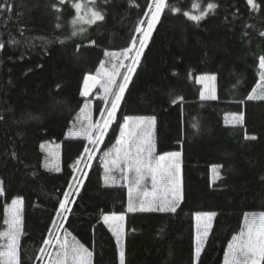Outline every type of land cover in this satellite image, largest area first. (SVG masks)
I'll list each match as a JSON object with an SVG mask.
<instances>
[{"label": "trees", "instance_id": "16d2710c", "mask_svg": "<svg viewBox=\"0 0 264 264\" xmlns=\"http://www.w3.org/2000/svg\"><path fill=\"white\" fill-rule=\"evenodd\" d=\"M8 3L11 10L0 11V251L7 206L20 198L21 264H43L51 245L43 241H52L60 227L70 245L74 237L93 253L90 264H119L120 245L103 221L113 213L125 214V264H223L245 217L264 212V99H247L260 80L264 0H255L257 10L247 0H166L180 11L165 7L161 13L92 159L84 151L92 144L68 135L93 97L81 95L84 79L98 73L108 51L128 49L133 37L139 42L142 33L135 29L147 25L144 13L152 0ZM208 3L217 7L208 10ZM75 4L81 5L79 11ZM93 11L104 19L90 23ZM201 11L207 15L198 22L183 14ZM126 71L127 65L106 101L94 100L96 118L111 108ZM199 74L216 75V99L201 97ZM230 113L242 114L243 121L228 123ZM125 117H155L149 130L152 162L181 152L182 200L176 212L128 211L130 199L137 209L146 201L150 175L139 186L125 178L105 183L104 153L116 144ZM135 129L133 119L127 131ZM44 141L61 145L59 169L44 165ZM213 166H219L214 180ZM133 175L126 166L124 177ZM73 177L82 180L78 193ZM65 191L73 193L72 211L62 220L56 211ZM199 212L215 215L197 262ZM41 247L43 261L36 259Z\"/></svg>", "mask_w": 264, "mask_h": 264}, {"label": "snow or ice", "instance_id": "6c2138e0", "mask_svg": "<svg viewBox=\"0 0 264 264\" xmlns=\"http://www.w3.org/2000/svg\"><path fill=\"white\" fill-rule=\"evenodd\" d=\"M60 4L64 3V0H59ZM247 3L252 7V9L257 10L259 5L255 3V0H247ZM53 7L59 11L57 5H53ZM74 7L79 11L81 5L75 4ZM165 7H169L170 11L179 12L180 9L178 7L169 6L166 4V0H152V3L148 5V12L144 13L145 16H148L146 21L147 27H136L135 32L142 33L139 37V48H136L137 38L133 37L132 39V47L125 49L122 55L127 57L128 53L135 49V56L132 58L131 65L128 66V74L123 77V83L118 85V92L113 93L115 99L112 101L111 109L107 113V118L104 120L103 125H93L89 123L88 129H85V133L92 129L93 127L99 128V135L96 136L94 140H91L93 144H98L102 140L105 130L112 123L113 119L116 116V110L119 106V103L123 97L125 88L129 80L131 79V74L135 71V66L139 62L140 56L147 45L150 37L152 36L153 30L155 26L159 23L161 13L165 9ZM193 7H198V5H193ZM217 7L214 3H208L207 9L213 10ZM11 10V5L8 3V0H3V3H0V11ZM186 17L193 21H200L204 16L207 15V12L201 11L200 15H191L189 12L183 13ZM93 20H90V23H94L95 20H103L104 16L98 11L92 12ZM145 21H139L140 25H143ZM80 31H83L81 29ZM74 36L77 34L76 31L72 33ZM260 35L264 36V32H261ZM91 43H95L92 41ZM3 45H0L2 48ZM115 55V54H111ZM259 68L260 79L264 82V55H260L259 58ZM211 79H215V77H211ZM92 81V84L89 82ZM114 82L113 77H109V80L106 85H104L105 93H109L111 91V86ZM95 80L91 76H86L84 79V90L81 92L82 96H87L89 90L92 86H94ZM261 88V91L264 92V83L258 85ZM253 94H250L247 99H264V94L256 95V88L252 90ZM202 98H205L202 96ZM211 99H216L213 95L209 97ZM176 101L173 100V103ZM83 111V109L81 110ZM103 115V114H102ZM2 119V117H0ZM135 119L136 121V129L132 131H127L128 122ZM237 122H242L243 117L237 116ZM155 123V117H125L124 123L120 126V139L116 141V144L120 147L116 149L117 156L112 160L113 165H126L127 172L130 174H134L133 176H125V179H131L132 183H135L137 186L145 179L146 176L151 175L153 186H155L157 181V170L159 165L153 167V159H154V151L155 145L151 139V132L149 131ZM193 128H197L196 124L192 125ZM251 139H255V137H251ZM127 145V148L124 147ZM86 153H89L88 158L92 159V155L89 152V149L85 148ZM168 158H170L171 163L168 165L166 172L161 173V177L166 184L169 186V190L171 192L170 197L166 198L162 203H156L155 201H145L142 202L140 207L137 209L133 206L131 199L128 204V211H142V212H171L174 213L177 210V207L180 204L182 199L181 192V182H180V152H170L166 154ZM110 156V153H105V157ZM165 156H160L159 160H164ZM77 163H80L78 160ZM219 166H213L214 173L217 174V168ZM112 169L109 168L108 171ZM121 171H124L121 168ZM86 176L87 173H84ZM76 180L75 177H73ZM109 180V176L105 175V183L107 184ZM78 187L76 188V192L79 191V185H82V180H76ZM68 188L73 189V184L69 183ZM3 192V189L0 188V193ZM73 193L71 191H65L63 193V199L59 201V208L56 211V215L61 217L62 220H67V216L65 213H70L72 209L68 206L72 201L70 200V196ZM20 203L19 200H13L12 205L15 209L14 218H13V227L14 230L10 231L8 236V244L6 251H0V258H6V264H21L19 258V244L18 239L21 234L20 226L21 221L19 219V209L16 206ZM209 218L215 215V213H207L205 214ZM199 219V214L197 216ZM124 220L123 215H116L113 213L112 215H104L103 221L105 224L109 225V229L112 231L113 235L116 237V242L120 245L119 250V264H125V251L122 244V227L120 225H116L115 227L110 223V221H120ZM246 226L245 230L241 231V233L237 236H233L232 242L228 245V252L225 254V264H261L264 261V212H260L258 214H250L245 217ZM55 224V222H53ZM60 227V225H56ZM210 227V225H209ZM208 235L207 228L205 229L203 236L199 233L197 235L196 240V248H195V260L198 262L203 245H204V237ZM73 243L70 245L67 240L63 243H59L60 251L57 253V258L55 264H68L69 257L71 258L72 264H90L91 257L93 253L89 251L83 244L79 241H76L73 237ZM51 244V241L45 239L43 241V245L48 246ZM41 253L40 256H37L36 259L43 261V254H45V248L41 247L39 249Z\"/></svg>", "mask_w": 264, "mask_h": 264}, {"label": "rangeland", "instance_id": "374dc122", "mask_svg": "<svg viewBox=\"0 0 264 264\" xmlns=\"http://www.w3.org/2000/svg\"><path fill=\"white\" fill-rule=\"evenodd\" d=\"M143 27V26H142ZM145 28L147 27L144 26ZM132 47V44L129 48ZM136 48H139V42L136 43ZM124 50H116V51H108L106 53V57L103 60L98 73L94 74L99 78L98 85L94 89L89 90L88 97L93 96L89 100H87L82 109L83 111L80 110L76 120L74 121L72 128L69 130L68 135L69 136H80V137H85L91 144L92 146H89L87 149H89V152L91 153L92 157L97 154L96 148L100 147V143L98 144H93L91 140H94L97 135H99V128L93 127L90 129L87 134L85 133V129H88L89 123L93 125H103L104 120L107 118V113L111 109H109L100 119L96 118L94 114V100L95 99H103L107 100L115 83L118 78V75L120 73V70L123 66L127 65V71L125 72V75L128 74V66L131 65L132 63V58L135 56V49H133L131 52L128 53L127 57L122 55ZM115 54V55H111ZM128 59V61H127ZM261 70V69H260ZM124 75V76H125ZM114 78V82L111 86V91L109 93H105L104 90V85L107 84L109 77ZM211 77H215V79H211ZM216 75L215 74H199L197 76V82L201 85V97H205V99H211L209 97L211 96H217V81H216ZM123 83V79L122 82ZM262 82L261 79L258 81L257 85L255 86L256 88V95H262L264 92L261 91V88L258 87V85H261ZM251 94H253L251 92ZM242 114L238 113H230L227 114L226 116V121L228 123H238L236 120L237 116H241ZM243 117V115H242ZM100 119V120H99ZM243 121V120H242ZM241 123V122H239ZM109 127V126H108ZM107 130V129H106ZM105 130V132H106ZM127 132V129H126ZM104 137V136H103ZM103 139V138H102ZM120 139V136L118 137ZM42 150L44 152V165L50 169H59L60 166V160H61V145L52 143L49 141H44L41 143ZM120 147L117 144H115L111 149H108L105 153H110V156L105 157L104 153V166H105V171L106 174L109 176V181L111 183L118 182L120 181L119 179L124 178V175L126 173V165H113L112 160L116 158L117 152L116 149ZM125 148H127V145H124ZM173 152H180V151H173ZM169 153V152H168ZM181 153V152H180ZM89 155V153H87ZM167 154V153H166ZM165 153L162 155H159L155 162L153 163V167L155 168L156 165H159V168L157 170V181L155 186H153L152 178L151 175L150 177V183L152 185L151 189L144 194L146 197L147 201H155L156 203H162L166 198L170 197L171 192L169 190L168 184L164 182V180L161 177V173L166 172L168 165L171 163L170 158L167 157ZM160 156H165L164 160H159ZM111 168V171H108V169ZM121 168L124 169V171H121ZM217 172L219 174V170L217 168ZM118 175H122L121 178H119ZM217 174L214 173L213 168H212V179H216ZM180 182H181V192H182V167H181V156H180ZM0 188L3 189L2 187V181L0 179ZM3 193V192H2ZM0 193V194H2ZM15 200H19L20 203L16 206V208L19 209L18 215L19 219L21 221V226H20V231L22 228V199L16 198ZM14 212L15 209L13 208L12 202L7 206L6 210V226L2 232V242H1V251H6L7 250V244H8V236L7 234L10 231L14 230L13 227V218H14ZM207 213H214V212H199L195 214V221H196V240H197V235L198 233L203 236V233L205 229L207 228L208 234L210 232L212 222H213V217L209 218L205 214ZM199 214V219H197V216ZM258 214V213H256ZM250 215V214H248ZM124 216V215H123ZM110 223L115 227L116 225H120L122 227V232L124 233V223L123 221H110ZM210 225V227H209ZM246 226V221L243 227V230H245ZM242 230V231H243ZM240 234V233H239ZM237 234V235H239ZM236 235V236H237ZM208 236V235H207ZM204 237V241L207 238ZM20 238V236H19ZM66 234L61 231V227L57 231V233L54 235V239L51 241V245L47 248V254L46 257L43 261V264H55L56 258H57V253L60 251L59 249V243H63L66 239ZM232 242V241H231ZM230 242V243H231ZM18 244H19V239H18ZM228 252V249L226 253ZM3 264H6V258H2ZM69 261H71V258L69 257ZM223 264H225V259L223 261Z\"/></svg>", "mask_w": 264, "mask_h": 264}, {"label": "bare ground", "instance_id": "6f19581e", "mask_svg": "<svg viewBox=\"0 0 264 264\" xmlns=\"http://www.w3.org/2000/svg\"><path fill=\"white\" fill-rule=\"evenodd\" d=\"M87 76H91V77L94 78L95 83H94V86H92V87L90 88V90H91V89H94V88L96 87V85H98L99 78H98L97 76H95L94 74H88ZM89 83L92 84V81H90Z\"/></svg>", "mask_w": 264, "mask_h": 264}, {"label": "crops", "instance_id": "0c3cea01", "mask_svg": "<svg viewBox=\"0 0 264 264\" xmlns=\"http://www.w3.org/2000/svg\"><path fill=\"white\" fill-rule=\"evenodd\" d=\"M168 153V152H167ZM170 153V152H169ZM166 154V153H165ZM163 155V154H162ZM181 167H182V162H181ZM182 200V199H181ZM181 202V201H180ZM107 215H112V214H107ZM116 215H124V220H123V223H124V233L122 235V244L124 243V235H125V214H116Z\"/></svg>", "mask_w": 264, "mask_h": 264}, {"label": "water", "instance_id": "95a60500", "mask_svg": "<svg viewBox=\"0 0 264 264\" xmlns=\"http://www.w3.org/2000/svg\"><path fill=\"white\" fill-rule=\"evenodd\" d=\"M132 76H133V73H132V75H131V78H132ZM131 80V79H130ZM130 80H129V82H130ZM129 82H128V84H129ZM128 84H127V86H128ZM127 88V87H126ZM126 90V89H125ZM124 93H125V91H124ZM124 95V94H123ZM122 100V99H121ZM120 103H121V101H120ZM120 103H119V106H120ZM119 106H118V108H119ZM118 108H117V110H118ZM117 110H116V112H117Z\"/></svg>", "mask_w": 264, "mask_h": 264}]
</instances>
